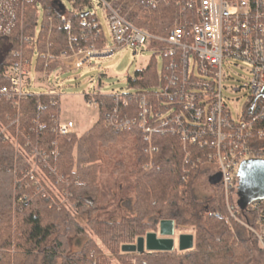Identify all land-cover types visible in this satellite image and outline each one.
<instances>
[{"label":"trees","instance_id":"16d2710c","mask_svg":"<svg viewBox=\"0 0 264 264\" xmlns=\"http://www.w3.org/2000/svg\"><path fill=\"white\" fill-rule=\"evenodd\" d=\"M155 1L121 0L117 5L128 21L154 36L167 37L174 25L187 27L195 19L192 12H183L175 0ZM44 10L45 16L54 18L49 24L55 43L52 52H57L56 44L67 48V33L60 17L49 2H45ZM81 17L82 14L71 16L75 36H78ZM36 18L35 8L27 4L26 33L32 31ZM6 64L7 60L0 63V84L5 83L1 73ZM39 67L42 66L38 65L37 69ZM159 77L160 72L151 60L135 72L129 85L144 91L155 86ZM92 98L98 118L80 135L71 132L57 136L51 131L49 114L56 103L50 98L33 94L22 101L17 128L12 122L17 117L16 109L9 103L0 104V123L20 140L23 153L29 150L25 145L27 136L43 153L37 158L44 164L43 171L49 172L50 177L61 175L71 182L67 193L74 206L87 207L90 214L96 213L94 217L89 214L88 218L94 238L87 240L78 252H65L66 234L73 230L82 234L83 228L69 212L50 206L54 197L48 191L50 197L28 182L29 177L37 178L36 172L29 168L21 152H15L13 142L0 134V264H32L38 257L41 264H240L248 259L249 239L231 241L225 223L229 212L219 181L214 184V197L198 201L193 194L199 163L191 167L190 159L202 157L204 151L196 145H187L190 157L184 162L185 151L177 136L155 135L153 143L157 151L150 158L145 151L146 141L136 127L115 131L105 125V115L115 106L114 96L98 92ZM120 109L124 111V107ZM36 120L45 123L46 128L39 131ZM126 141L130 143L129 160L115 149ZM99 173L107 175L100 186ZM261 203L264 204V199ZM249 206L243 210L238 207L237 214L248 216L253 212H248ZM161 220H172L175 228L192 226L193 247L182 252L175 249L141 254L122 251L123 245L132 244L138 236L154 231ZM232 222L235 223L234 219ZM63 223L66 234L58 233ZM108 253L118 255L114 257L115 263Z\"/></svg>","mask_w":264,"mask_h":264},{"label":"built area","instance_id":"2783aa9c","mask_svg":"<svg viewBox=\"0 0 264 264\" xmlns=\"http://www.w3.org/2000/svg\"><path fill=\"white\" fill-rule=\"evenodd\" d=\"M96 1L107 19L112 48L104 47L103 33L91 11L94 0H0V63L7 60L1 73L5 83L0 84V104L9 103L16 109L17 117L12 122L17 128L21 103L33 95L29 90L33 54L37 66L43 68L39 71L36 67L37 74L46 82L52 72L46 73L47 68L51 65L61 72L73 71L88 64L92 57H110L125 46L151 50L162 58L158 83L144 91L130 88V92L112 94L115 106L105 115L104 123L115 131L136 127L146 141L145 151L150 158L157 151L153 143L155 135L177 136L185 151L184 162L190 157L187 145L203 150L202 157L190 159L191 167L198 163H215L229 212L225 221L230 224L229 219L237 212L230 197L237 191L240 164L264 158V0H175L183 12H192L195 19L187 27L174 25L167 37L154 36L134 26L119 9L117 2L121 0ZM45 2H49L60 17L67 33L68 47H59L54 53L55 43L49 28L54 18L44 15ZM27 4L36 12L41 7L43 12L37 35V18L32 31L25 32ZM77 14L82 17L78 36H75L71 16ZM235 62L246 65L249 77L244 85L246 103L239 113L232 115L222 96L221 83L225 77L222 66L235 65ZM51 87L54 90L48 94H60ZM0 124L12 136L7 126ZM37 127L40 131L46 124L38 121ZM73 127L71 120L52 119L51 131L57 136L71 133ZM0 134L8 138L3 131ZM25 145L37 158L43 155L27 136ZM261 201H254L248 207V212L256 211L255 220L248 226L249 229L255 225L263 228L262 233L257 229L252 233L264 251V204Z\"/></svg>","mask_w":264,"mask_h":264},{"label":"rangeland","instance_id":"374dc122","mask_svg":"<svg viewBox=\"0 0 264 264\" xmlns=\"http://www.w3.org/2000/svg\"><path fill=\"white\" fill-rule=\"evenodd\" d=\"M67 9H70L68 4ZM91 11L92 14L96 16L103 33L104 47L112 48L113 42L108 22L102 8L98 5L96 0H94V7L91 8ZM36 14L37 26L35 34L37 35L39 34L43 21L41 7L37 8ZM36 37L37 36H35V38ZM59 47L61 46L56 44L55 49ZM151 60L155 63L157 72H161L162 58L160 55L153 54L151 50L145 47H137L133 49L132 47L125 46L115 50L110 57H92L88 64L73 71L61 72L54 65H51L47 68L46 73L50 71L52 72L47 76L46 82H43L37 74V70L42 71L43 68L39 67L36 70L37 58L36 55L33 54L30 62L29 90L36 97L52 98V101H55L56 103V107L54 110L52 109V111H50L49 117L51 119L55 118V120L58 121L61 120V122L71 120L74 124L71 132L80 135L92 126L98 118L97 107L92 98L93 95L98 92L100 94L130 92L131 87L129 85V80L134 78L137 70L144 68ZM222 72L225 75L221 83L222 96L232 115H235L243 109L247 99V92L244 85L248 82L249 75L246 72V65L239 62H235V65L224 64L222 66ZM51 86H54L60 94H48V92H53L54 90L50 89L52 88ZM237 87H241V89L239 91H234L233 89ZM86 96H88V98H86ZM58 118H60V120ZM37 122L38 121L35 123L37 124ZM2 128L4 127L0 124V132L3 131L7 134L8 140L13 142L15 152H21L22 155L26 157V161L29 163V168L36 172L37 178H35V176L29 177L28 182L32 183L35 189L38 188L40 191L44 190V194L50 197L46 193L48 191L54 197V199L51 200L52 204L50 203V206H53L57 210H65L69 212L71 217L83 228L84 233L82 234H76L74 230L73 232L70 231L66 234L64 223L59 225L58 228V233L66 234L67 248L65 252H78L87 240L94 238L93 232L88 226V218L90 214L88 208L84 207L83 209H77L74 206V202L70 199L69 193H67V189L69 188V185H71V182L66 179L64 180L61 175L50 177L49 172L43 171L42 168L44 167V164L37 159L35 153L31 154L29 150H26L24 154L20 146V140H17L15 137L13 139L12 136L8 135V132ZM115 149L120 150L125 158L128 160L130 159L131 150L128 141L121 142ZM216 170V165L213 162L199 164V170L193 180V194L198 201H204L214 197L216 192L214 184L209 180V177L213 175ZM106 176L105 173L98 174L97 182L99 186L106 181ZM238 193L244 198L245 195L243 191H238ZM230 200L234 205L236 204V210L238 211L239 208L236 202V192L232 194ZM90 215L94 217L96 213H91ZM234 216V218L229 219L230 224H227L225 221L227 230L230 232L231 241L237 242L238 240L249 239L248 248L251 252L250 257L240 264H264V251L261 249L252 233V231L256 229L258 233H262L263 228L260 229L258 225H255L249 229L248 226L255 220L256 211L248 213V216L246 215L247 217L243 214L238 215L237 212ZM233 219L235 223L232 222ZM181 233H190L194 235V228L187 225L176 226L174 234V244L176 246L177 236ZM129 253L136 254L131 253L130 251ZM108 256L109 258H113L114 263V257H118V255L112 256L110 253H108ZM32 264H41L40 258L38 257L33 260Z\"/></svg>","mask_w":264,"mask_h":264},{"label":"water","instance_id":"95a60500","mask_svg":"<svg viewBox=\"0 0 264 264\" xmlns=\"http://www.w3.org/2000/svg\"><path fill=\"white\" fill-rule=\"evenodd\" d=\"M237 206L240 210L257 200L264 199V158L244 161L238 168ZM220 179L219 174L209 180L215 184ZM238 191H243L244 198ZM175 227L172 220H161L154 231L138 236L134 243L122 246L123 252L141 254L145 251H173ZM193 247V235L181 233L177 236L176 249L180 252Z\"/></svg>","mask_w":264,"mask_h":264},{"label":"crops","instance_id":"0c3cea01","mask_svg":"<svg viewBox=\"0 0 264 264\" xmlns=\"http://www.w3.org/2000/svg\"><path fill=\"white\" fill-rule=\"evenodd\" d=\"M216 175H218V174H216V172L213 174V175H211L210 177H212V176H216ZM209 177V178H210ZM175 250H176V245H175Z\"/></svg>","mask_w":264,"mask_h":264}]
</instances>
